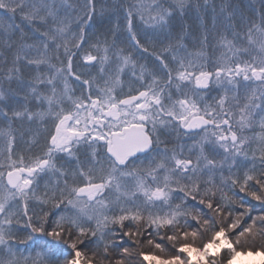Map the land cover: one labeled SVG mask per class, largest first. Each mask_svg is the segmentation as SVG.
<instances>
[{
    "label": "snow or ice",
    "instance_id": "6c2138e0",
    "mask_svg": "<svg viewBox=\"0 0 264 264\" xmlns=\"http://www.w3.org/2000/svg\"><path fill=\"white\" fill-rule=\"evenodd\" d=\"M242 255H264V0H0V264Z\"/></svg>",
    "mask_w": 264,
    "mask_h": 264
},
{
    "label": "rangeland",
    "instance_id": "374dc122",
    "mask_svg": "<svg viewBox=\"0 0 264 264\" xmlns=\"http://www.w3.org/2000/svg\"><path fill=\"white\" fill-rule=\"evenodd\" d=\"M235 264H264V255H260L258 257H250V258H238Z\"/></svg>",
    "mask_w": 264,
    "mask_h": 264
},
{
    "label": "trees",
    "instance_id": "16d2710c",
    "mask_svg": "<svg viewBox=\"0 0 264 264\" xmlns=\"http://www.w3.org/2000/svg\"><path fill=\"white\" fill-rule=\"evenodd\" d=\"M211 2V0H210ZM215 2L218 4L219 0H215ZM236 3H240L242 5H247L249 3V0H235ZM253 2H255V0H253ZM257 7H258V3H257ZM17 22H19V18H17ZM257 243L259 244L260 241H257Z\"/></svg>",
    "mask_w": 264,
    "mask_h": 264
},
{
    "label": "bare ground",
    "instance_id": "6f19581e",
    "mask_svg": "<svg viewBox=\"0 0 264 264\" xmlns=\"http://www.w3.org/2000/svg\"><path fill=\"white\" fill-rule=\"evenodd\" d=\"M252 256H253V257H254V256H255V257H258V256H260V255H252ZM252 256L242 255V256H238L237 259H238V258H243V259H244V258H250V257H252Z\"/></svg>",
    "mask_w": 264,
    "mask_h": 264
}]
</instances>
